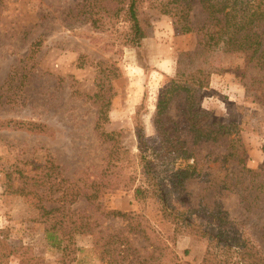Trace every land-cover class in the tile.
<instances>
[{
	"label": "rangeland",
	"instance_id": "374dc122",
	"mask_svg": "<svg viewBox=\"0 0 264 264\" xmlns=\"http://www.w3.org/2000/svg\"><path fill=\"white\" fill-rule=\"evenodd\" d=\"M118 3L0 0V229L47 264H203L207 252L206 264H250L199 230L244 238L264 253V70L237 54L190 61L196 35L179 34L154 0L139 4L147 36L125 45ZM81 8L85 15L73 17ZM192 13L200 17L198 5ZM199 66L209 76L197 108L182 94L169 100L164 90L177 71ZM204 126L209 140L195 143ZM219 126H231L229 135L216 138ZM138 129L164 199L181 203L191 227L151 193ZM236 138L242 170L227 155ZM138 187L148 192L138 196Z\"/></svg>",
	"mask_w": 264,
	"mask_h": 264
},
{
	"label": "trees",
	"instance_id": "16d2710c",
	"mask_svg": "<svg viewBox=\"0 0 264 264\" xmlns=\"http://www.w3.org/2000/svg\"><path fill=\"white\" fill-rule=\"evenodd\" d=\"M97 1V0H90ZM104 2L106 0H103ZM113 1V0H110ZM159 2V5L155 6L165 15L171 17L172 25L176 31L181 35L194 33L197 37V48L194 52L187 54V58L190 61L202 62L206 59L207 55L213 53L222 54H237L242 55L246 64L260 68L264 70V0H154ZM142 0H119L117 11H123L125 15V21L128 23V31L126 34L125 45L138 46L142 39L147 36V28L149 22L140 16L139 4ZM195 5H198L200 10V17L195 18L192 13ZM84 8L79 9L73 17L79 19L85 14ZM88 13V12H87ZM208 72H204L201 67H197L194 71L184 74L177 71V74L169 82V85L164 90V94H168V99L171 100L173 95L182 94L185 100L191 103L194 100V105L188 106L189 109L197 108L196 104V92L204 88L208 84ZM95 97H101V95H95ZM162 104V101H159ZM197 113L200 114L198 109ZM202 114H207L202 112ZM100 117V116H99ZM231 126H219V131L216 132L217 137L227 136L228 129ZM137 146L139 150V157L141 161H144V175L147 183L153 188L151 193L156 199L162 203L161 207L168 215L175 220L182 219L186 223L189 222L190 217L185 211L179 210L177 203L173 202L170 196L167 195V190L164 186L157 182L154 172L149 162H146V142L141 130H137ZM211 134H208L206 127L195 128L193 141L198 143L202 140H209ZM239 138L232 140L233 153L227 154L231 158H235L236 164L241 166V170L244 167V153L240 152V145L238 144ZM258 172H264V162L259 168ZM148 186V185H147ZM146 189L138 187L135 193L140 194L147 193ZM179 197V194H176ZM87 202L92 201V197L85 196ZM170 201V202H168ZM168 202V205L166 204ZM92 203V202H91ZM58 208L46 210L47 215L54 216L58 212ZM110 214L115 218H128L130 213H122L119 211H110ZM188 216V217H187ZM188 218V221L186 220ZM176 224L179 225L177 222ZM190 224V223H188ZM190 224L189 227H191ZM89 226H82L81 232L85 233L89 231ZM185 227V226H184ZM141 230H137L138 233ZM201 233H204L210 244H217L222 250L231 251L236 253V256L250 261V264H264V253L260 255L254 246L246 241L244 238L230 237L229 234H225L223 231L213 232L211 229H200ZM148 240L145 232H140ZM6 234V230L0 229V264H9L11 258L18 253H25L27 248L12 247L9 244ZM47 238L52 240V246L59 249L61 247V240L56 238L50 231H47ZM155 250L159 249L155 244L152 246ZM23 251V252H20ZM211 254L207 252L203 259V264L208 263ZM20 257V256H19ZM17 264H47L43 260L28 255L20 257V261ZM128 264H133V260H130ZM136 264H139L137 261ZM215 264H228L226 261L217 262Z\"/></svg>",
	"mask_w": 264,
	"mask_h": 264
}]
</instances>
